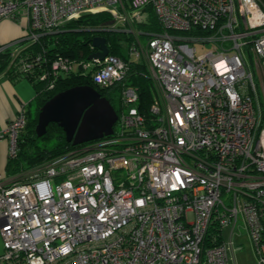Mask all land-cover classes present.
<instances>
[{
  "label": "built area",
  "instance_id": "built-area-1",
  "mask_svg": "<svg viewBox=\"0 0 264 264\" xmlns=\"http://www.w3.org/2000/svg\"><path fill=\"white\" fill-rule=\"evenodd\" d=\"M104 12L95 36L115 33L126 59L42 54L14 65L48 88L80 74L118 85L113 132L53 159L0 172V260L11 264H233L231 239L203 246L214 222L231 231L241 214L264 264V6L258 0H0V20L24 17L35 41L82 15ZM157 28L145 27L149 15ZM104 37V36H103ZM132 37V39L130 38ZM208 45V48L204 47ZM90 53L99 51L89 41ZM199 48L205 50L197 53ZM251 57L253 65L251 64ZM42 61V62H41ZM131 61L154 89L146 111L122 82ZM39 72H35V66ZM14 67V66H13ZM13 73V72H12ZM26 109L0 130L17 152Z\"/></svg>",
  "mask_w": 264,
  "mask_h": 264
},
{
  "label": "trees",
  "instance_id": "trees-1",
  "mask_svg": "<svg viewBox=\"0 0 264 264\" xmlns=\"http://www.w3.org/2000/svg\"><path fill=\"white\" fill-rule=\"evenodd\" d=\"M264 3V0H260ZM108 15L104 12L95 14L82 15L78 19H74L62 26V28L54 33H45L35 41H21L15 44L19 51L12 58V46L7 47L0 52V74L7 75L10 78L15 77L16 67L14 63H18L20 59L30 58V55L42 54V58L46 59V65L58 56H69L70 58L85 59L90 53L89 41L96 34L90 30L105 23L108 20ZM157 28L155 17L149 15V24L145 27ZM82 36V38H80ZM109 46L110 53L117 55L124 60L126 59L125 47L121 42L126 39L125 36L115 33H103ZM124 38V39H123ZM121 41V42H119ZM42 62V61H41ZM14 66V67H13ZM127 76L122 79V82L136 85L142 104H139V109L145 112L148 104L154 99V89L151 80L147 76L146 66L142 63L131 61ZM35 72H39V68L35 66ZM13 72V73H12ZM36 88V102L34 116H29L27 112V121L24 129L18 134L16 140L17 152L14 157H8L5 164L6 175L10 176L17 174L21 169H28L41 162L53 159L67 150L74 147L65 139V133L56 123H49L46 132L41 137H38L35 132L37 116L41 105L44 104L50 97L57 92L75 85H90L94 87L101 96L106 97L115 108L114 96L120 93L117 89L118 85L110 86L109 88H100L93 81L80 74L59 75L55 80V85L48 88L43 81H35L34 77H27ZM264 222V218H262ZM221 229L216 222L211 224L207 230V234L203 240V246L209 247L220 244L223 241ZM262 240H264V231H262ZM0 264H11L0 260Z\"/></svg>",
  "mask_w": 264,
  "mask_h": 264
},
{
  "label": "water",
  "instance_id": "water-1",
  "mask_svg": "<svg viewBox=\"0 0 264 264\" xmlns=\"http://www.w3.org/2000/svg\"><path fill=\"white\" fill-rule=\"evenodd\" d=\"M92 45L99 51L88 59L104 58L108 53L103 36H95ZM117 113L110 101L90 85H75L61 90L41 105L35 132L45 134L49 123H56L72 145L88 143L113 132Z\"/></svg>",
  "mask_w": 264,
  "mask_h": 264
},
{
  "label": "crops",
  "instance_id": "crops-1",
  "mask_svg": "<svg viewBox=\"0 0 264 264\" xmlns=\"http://www.w3.org/2000/svg\"><path fill=\"white\" fill-rule=\"evenodd\" d=\"M22 19L25 18L22 17L18 20H22ZM6 22L8 23L0 24V42H7L14 39H18V36L20 35L19 28L16 25L18 23L16 22L11 23L9 21ZM25 22L27 25L26 19ZM90 54L91 53H89V55ZM35 96H36V88L34 87L33 83L30 82L27 78L17 77V76H15L14 78H10L7 75L0 74V130L3 129L6 123L18 113L19 108L22 106H24L26 109V121H27V112H29L27 106L31 103L32 99H34ZM8 144H9L8 139L0 140V163L4 165V169L8 158L7 155ZM262 218H264V215H262ZM262 224H264V222H262ZM239 226L240 225L237 224V226L234 228L233 231H231L230 228L228 233V240L231 239L232 247H233V250L229 251V255L232 258L233 264H235L234 255L241 247V245L236 244L233 240V236L241 237V232L238 229ZM247 236L249 238L248 231H247ZM249 240L251 241L250 238ZM2 249H3L2 239L0 236V253ZM254 254H255V259H256L255 264H256L257 255L255 253V249H254Z\"/></svg>",
  "mask_w": 264,
  "mask_h": 264
},
{
  "label": "rangeland",
  "instance_id": "rangeland-1",
  "mask_svg": "<svg viewBox=\"0 0 264 264\" xmlns=\"http://www.w3.org/2000/svg\"><path fill=\"white\" fill-rule=\"evenodd\" d=\"M6 21H9L11 23H13V22L18 23V24H16L17 27L19 28V31H20L19 32L20 35L18 36V39L20 36L23 37L27 33V25H26L25 19L14 20L12 18H3L0 20V24L8 23ZM80 38H82V36H80ZM130 38L132 39V37H130ZM18 39H14V40L7 41V42H0V45L12 44ZM204 48L207 49L208 45H206ZM204 48H199L197 50V53L203 52L205 50ZM251 64L253 65L252 57H251ZM255 80L257 83L260 81V85L262 87H264V74L255 71ZM114 104H115V108L118 109V107H119V95L114 96ZM36 106H37V102H36V99L34 98V99H32L31 103L27 106V108L29 109V112H28L29 116H31V117L34 116ZM7 155H8V152H7ZM4 170H5L4 165L2 163H0V172H4ZM238 225H240L238 229L241 232V237L240 236L239 237L233 236V240L236 244L241 245V247L234 255L235 256L234 257L235 264H255L256 259H255V254H254V245H253L252 241H250L248 236H247V230L245 228V223H244V220H243V217L241 214L238 215ZM230 227H226V229L223 232V239H225L227 241H228V233H229ZM2 248H3V245H2ZM2 253H3V249H2L0 254H2Z\"/></svg>",
  "mask_w": 264,
  "mask_h": 264
},
{
  "label": "bare ground",
  "instance_id": "bare-ground-1",
  "mask_svg": "<svg viewBox=\"0 0 264 264\" xmlns=\"http://www.w3.org/2000/svg\"><path fill=\"white\" fill-rule=\"evenodd\" d=\"M258 1L261 3L262 6H264V3H262L260 0H258Z\"/></svg>",
  "mask_w": 264,
  "mask_h": 264
}]
</instances>
